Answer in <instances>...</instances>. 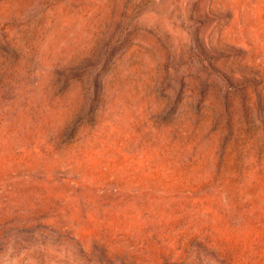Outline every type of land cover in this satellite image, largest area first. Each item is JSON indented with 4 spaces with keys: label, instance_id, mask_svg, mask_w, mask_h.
<instances>
[{
    "label": "rangeland",
    "instance_id": "1",
    "mask_svg": "<svg viewBox=\"0 0 264 264\" xmlns=\"http://www.w3.org/2000/svg\"><path fill=\"white\" fill-rule=\"evenodd\" d=\"M0 264H264V0H0Z\"/></svg>",
    "mask_w": 264,
    "mask_h": 264
}]
</instances>
